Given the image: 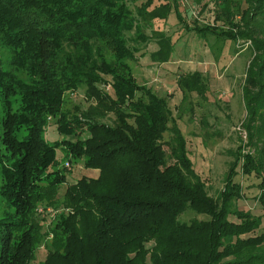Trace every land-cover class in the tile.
Segmentation results:
<instances>
[{"label": "trees", "instance_id": "obj_1", "mask_svg": "<svg viewBox=\"0 0 264 264\" xmlns=\"http://www.w3.org/2000/svg\"><path fill=\"white\" fill-rule=\"evenodd\" d=\"M139 1L0 0V49L10 54H0L5 112L0 197L8 208L0 217V264L32 260L30 230L19 241L13 232L33 210L43 178L54 176L55 185L64 182V175L48 172L57 163L59 147L44 139L48 117L56 119L60 134L77 139L64 143L67 151L83 157L84 167L100 170L101 176L81 178L67 191L62 204L72 213L63 212L57 224L66 238L63 251L53 252L46 264H264V232L254 234L263 216L238 208L242 189L234 181L241 167L244 174L258 176L264 190V38L251 31L242 35L254 49L243 87L245 128L250 143L261 144L254 145L256 156L238 152L214 198L193 168L168 98L140 85L127 63L138 60L150 37L157 38L159 47L150 54L152 61H170L171 40L153 23L172 13L182 20L179 0H141L138 6ZM246 2L248 25L264 17V0ZM223 10L230 12L228 6ZM191 30L224 41L238 38L209 27ZM177 83L184 102L192 93L205 99L206 89L195 73L179 76ZM81 89L85 100L97 106L65 109L66 95ZM16 96L20 106L12 111ZM110 112L116 116L111 123ZM22 129L27 135L20 140ZM165 134L171 135L169 142ZM164 144L174 163L163 168ZM188 210L208 219L181 223L179 216Z\"/></svg>", "mask_w": 264, "mask_h": 264}, {"label": "rangeland", "instance_id": "obj_2", "mask_svg": "<svg viewBox=\"0 0 264 264\" xmlns=\"http://www.w3.org/2000/svg\"><path fill=\"white\" fill-rule=\"evenodd\" d=\"M146 1V0H142ZM165 3V0H160ZM156 0V3L160 2ZM131 2V1H130ZM141 0L137 3L139 6ZM132 4V3H131ZM228 6V14L223 7ZM133 7V5H132ZM249 4L246 0H188L185 8L179 5L178 20L172 13L165 20H155L154 30L162 37L170 38L173 52L167 63L153 62L150 54L158 51L156 37H150L146 45H141L136 62H127L134 77L140 85L151 89L152 93L167 97L174 120L186 142V150L196 173L206 184L207 193L216 198L225 186V177L237 161L238 152L257 155L255 144L250 143L245 128L247 112L243 99V87L246 79L248 65L253 58L254 49L252 41L242 35L253 34L264 38V17L255 18L248 25V17L244 16ZM247 24V25H246ZM193 27L223 32H233L238 35L234 40L224 41L215 35L199 36L192 31ZM250 32V33H251ZM146 34L153 36L151 30ZM2 58L10 54L0 49ZM195 73L197 82L206 89L205 99L196 93L188 95L184 102V94L177 80L179 76ZM102 89L108 90L106 86ZM85 90L66 95L65 109L75 111L76 108L88 109L97 106L94 100H85ZM12 111L20 106V97L12 98ZM4 110L0 101V128L4 118ZM114 113L107 115V122H114ZM1 133V129H0ZM27 131L22 129L18 138L23 140ZM44 139L49 144L58 143L57 163L49 169L64 175V182L55 185V177L43 178L38 184L40 190L37 202L29 213L23 227L13 232L16 241L23 235L31 233L33 239L32 260L28 264H46L50 255L57 251L62 252L66 238L57 224L63 212L66 216L72 209L63 206L62 200L72 185L77 184L81 178L96 180L101 172L96 169H87L83 165V157L76 158L67 151L65 142L77 141L76 138L62 135L57 130L56 119L47 118L44 130ZM86 136V135H85ZM85 136H82L85 138ZM165 142L171 140L170 134H165ZM170 147L164 144L160 154L164 157V168L174 163L170 157ZM160 155V156H161ZM165 155V156H164ZM239 173L234 181L242 189V198L236 201L239 209L250 211L256 216H263L261 228L254 234L264 232V190L259 185L261 179L255 174L246 175L239 167ZM48 173V174H49ZM47 174L44 176L46 177ZM3 179L0 175V191ZM8 208L0 197V217ZM49 210V211H48ZM50 210L55 213H50ZM181 223L207 220L205 214L188 210L179 216Z\"/></svg>", "mask_w": 264, "mask_h": 264}, {"label": "built area", "instance_id": "obj_3", "mask_svg": "<svg viewBox=\"0 0 264 264\" xmlns=\"http://www.w3.org/2000/svg\"><path fill=\"white\" fill-rule=\"evenodd\" d=\"M179 4L180 6H182L183 8H186V6L188 5V0H179ZM49 211V210H48ZM50 213H53V216L55 215V213L53 211L50 210Z\"/></svg>", "mask_w": 264, "mask_h": 264}, {"label": "crops", "instance_id": "obj_4", "mask_svg": "<svg viewBox=\"0 0 264 264\" xmlns=\"http://www.w3.org/2000/svg\"><path fill=\"white\" fill-rule=\"evenodd\" d=\"M159 49V48H158ZM177 83V82H176Z\"/></svg>", "mask_w": 264, "mask_h": 264}]
</instances>
